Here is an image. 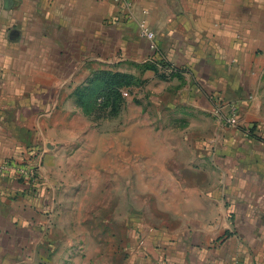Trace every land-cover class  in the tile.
Returning <instances> with one entry per match:
<instances>
[{"label":"crops","instance_id":"1","mask_svg":"<svg viewBox=\"0 0 264 264\" xmlns=\"http://www.w3.org/2000/svg\"><path fill=\"white\" fill-rule=\"evenodd\" d=\"M130 2L0 0V165L39 169L33 182L0 175V264H65L68 242L81 245L65 196L82 160L113 158L110 119L84 105L103 71L134 78L138 127L206 140L232 168V190L182 226L145 223L134 264H264V0ZM142 21L163 66L147 64ZM232 103L241 128L208 140L214 107Z\"/></svg>","mask_w":264,"mask_h":264},{"label":"rangeland","instance_id":"2","mask_svg":"<svg viewBox=\"0 0 264 264\" xmlns=\"http://www.w3.org/2000/svg\"><path fill=\"white\" fill-rule=\"evenodd\" d=\"M97 89L93 101L110 119L113 158L103 154L90 159L89 167L82 160L81 176L70 183L65 202L78 210L76 221L67 228L70 234L75 230L70 240L81 245L68 242L65 264H134L130 258L137 255L145 223L166 230L182 226L187 216H195L197 207H211L217 192L232 190V168L227 173L219 165V148L199 144L206 140L198 143L194 137L190 144L185 134L138 127L131 114L143 108H139L134 78L129 82L115 78L111 92L105 91L103 83ZM102 95L109 97L103 106L98 103ZM212 116L208 140H216L221 128H226ZM127 126L130 131L122 134ZM256 128L243 127L244 134L250 136Z\"/></svg>","mask_w":264,"mask_h":264},{"label":"built area","instance_id":"3","mask_svg":"<svg viewBox=\"0 0 264 264\" xmlns=\"http://www.w3.org/2000/svg\"><path fill=\"white\" fill-rule=\"evenodd\" d=\"M117 3L124 5L127 9L131 8L130 0H115ZM140 35L148 42L150 55L147 64L164 65L163 56L160 53L158 38L156 33L151 30L146 21L140 22ZM169 74H175L177 70L174 67L169 68ZM213 114L227 128H236L239 124L240 108L238 104H218L214 107ZM36 160V159H35ZM31 162V163H30ZM26 164L5 161L0 165V175L15 177L23 181H36L38 177V165L35 161Z\"/></svg>","mask_w":264,"mask_h":264},{"label":"trees","instance_id":"4","mask_svg":"<svg viewBox=\"0 0 264 264\" xmlns=\"http://www.w3.org/2000/svg\"><path fill=\"white\" fill-rule=\"evenodd\" d=\"M123 78L125 81L129 82L131 79L133 80L132 77L130 76H127V75H120V74H117V73H113V72H106V71H103L99 74L98 76V81H99V84L100 83H103L104 84V87H105V91L106 92H111L112 88H113V85H114V80L115 78ZM99 86V85H98ZM98 86L96 87L95 90H92V95H91V98L88 99L87 103H85L84 105L88 106L90 104V106H95L98 108L95 100L93 101V98H94V94L97 92V88ZM108 98L107 96L105 95H102L100 96V98L98 99V103L103 106L104 104H106V102L108 101ZM99 110V108H98ZM100 111V110H99ZM101 112V111H100Z\"/></svg>","mask_w":264,"mask_h":264}]
</instances>
